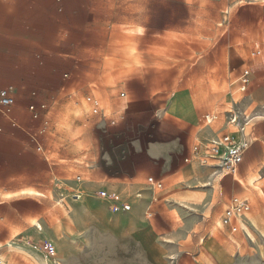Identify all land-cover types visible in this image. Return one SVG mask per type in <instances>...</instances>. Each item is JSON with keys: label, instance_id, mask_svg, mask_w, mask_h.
<instances>
[{"label": "rangeland", "instance_id": "1", "mask_svg": "<svg viewBox=\"0 0 264 264\" xmlns=\"http://www.w3.org/2000/svg\"><path fill=\"white\" fill-rule=\"evenodd\" d=\"M86 3L68 8L69 39L41 56L55 70L41 72L51 84L37 88V103H52L63 86L73 95L50 114L45 152L38 162L15 158L10 166L0 157V257L7 264H264V136L256 139L258 129L264 135V117L248 129L252 145L235 177L220 179L216 168L175 159V167L181 161L189 169L162 175L165 190L151 219L148 203L135 209L132 194H118L116 210L110 199L80 189L92 164L108 155L102 145L109 137L165 142L158 124L172 107L186 117L219 114L197 126L216 130L211 138L228 131L232 104L241 120L264 116V54L253 56L264 49V2ZM247 69L250 83L241 92L235 81ZM88 96L100 99V113L90 111ZM30 187L42 195L9 193ZM234 197L248 198L251 210L242 222L247 228L231 232L217 222ZM31 206L39 216L21 227L19 215Z\"/></svg>", "mask_w": 264, "mask_h": 264}, {"label": "crops", "instance_id": "2", "mask_svg": "<svg viewBox=\"0 0 264 264\" xmlns=\"http://www.w3.org/2000/svg\"><path fill=\"white\" fill-rule=\"evenodd\" d=\"M86 1L0 0V88H14V105L10 115L0 116V157L6 160L7 166L12 165L15 158L29 157L36 162L40 159L36 146L27 132L39 128L43 122L42 119H32L29 106L42 104L43 102L37 103L42 101V98L38 96L36 90L38 87L51 84L50 79L44 81L41 72L55 70V66L48 65L41 56L54 54L55 48L61 46V41L69 39L68 8L85 6ZM65 21L68 23L67 27L63 25ZM58 23L62 24L61 27H56ZM263 54L264 49H262ZM66 87L61 88L59 95L52 102L56 100L58 103L61 98L64 102L72 100L73 95ZM54 107L47 114L42 112L44 117L50 118ZM179 112L183 113V110L180 109ZM179 112L176 113L175 108L172 107L165 115V119L158 124V130L164 136L165 142L148 143L146 136L131 141H122L115 136L109 137L102 145L104 147L102 150L108 155L103 153L101 158L92 164V168L86 173L88 181L80 189L92 194L105 192L109 197L116 196L119 199L118 194H132L130 201L132 206L138 204L135 209H141L151 197V192L145 183L146 178L152 176L161 180L165 190L163 174L170 173L174 176L180 171L189 169L188 166L181 164V161L179 167H175L174 160L185 159L191 155L190 146L194 138L203 140L218 135L212 128L198 130L197 126L207 113L197 116L196 112L191 111L186 117ZM263 117L258 115L256 118L260 120ZM11 120L15 121L17 126H13ZM185 133V142L178 144L176 138ZM23 135L26 141H22ZM263 136L258 129L256 139H261ZM202 168L205 171L214 169ZM214 174H216L215 170ZM146 175L148 176L145 177ZM227 175L223 173L219 177L222 179ZM21 190L23 189L9 193L17 194ZM164 190L161 192V199ZM140 191L144 193L143 200L135 198V194ZM19 216L20 226L25 227L23 220L38 217L39 211L32 206L26 207ZM244 220L242 219L241 222ZM13 226L18 227L16 224Z\"/></svg>", "mask_w": 264, "mask_h": 264}, {"label": "built area", "instance_id": "3", "mask_svg": "<svg viewBox=\"0 0 264 264\" xmlns=\"http://www.w3.org/2000/svg\"><path fill=\"white\" fill-rule=\"evenodd\" d=\"M264 2V0H262ZM262 55V48L255 50L253 56L258 57ZM239 83V90L241 92L247 91V87L250 83V70H245L235 81ZM13 87L0 88V116H9L12 106L14 105ZM124 95V94H123ZM86 103L90 106V111L94 114H98L101 111V102L95 96H88L85 99ZM57 101L52 103H42L40 105L31 104L29 111L33 120L42 119V126L35 130H30L29 134L32 142L36 146L38 152L44 153L45 146L43 138L48 133L51 126L49 117L42 114H46L56 105ZM257 117V116H256ZM248 117L245 114L241 120L240 112L235 108V104L231 105V108L227 111V124L229 129L221 136L208 138V139H196L191 147V155L184 160L186 163L197 162L202 167L216 168L217 173L230 174L233 177L237 175L239 166L244 160L246 152L252 145L250 132L248 131L252 122L258 118ZM217 120H220L219 114L207 113L202 119L201 123L211 125ZM13 126H17V123L11 120ZM114 124L115 121H112ZM1 130V128H0ZM147 189L151 192V197L148 202V206L145 212V216L148 219L153 218L156 215V205L161 200V192L164 190V183L152 176L146 178ZM76 198H79L80 195ZM98 196L104 199H110L112 203L116 204L117 208H121L117 204L120 203V199L116 196H108L105 192H100ZM135 198L139 200L145 199L143 191L137 192ZM124 209H130L129 204L123 203ZM250 201L248 198L235 197L231 200L222 217L223 227H228L231 232H236L238 229H244L241 220L244 218L248 220L247 213L250 212ZM0 264H7L2 257H0ZM56 264V263H54Z\"/></svg>", "mask_w": 264, "mask_h": 264}, {"label": "bare ground", "instance_id": "4", "mask_svg": "<svg viewBox=\"0 0 264 264\" xmlns=\"http://www.w3.org/2000/svg\"><path fill=\"white\" fill-rule=\"evenodd\" d=\"M255 179H256V177L255 178H252L251 181H250V183L252 185H254V186H255V183H254L255 182ZM19 194L31 195V196H41L42 195L40 192H38V191H36L34 189H23V190H21V192ZM8 196H10V195H8ZM74 196L77 197V195H74ZM81 197H82V195L79 196V198H81ZM217 225L220 228H222L223 227L222 221L221 220H218ZM243 226H245L247 228V226L245 224H243Z\"/></svg>", "mask_w": 264, "mask_h": 264}]
</instances>
